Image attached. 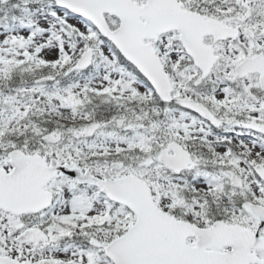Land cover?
I'll return each instance as SVG.
<instances>
[{"label":"snow or ice","instance_id":"snow-or-ice-1","mask_svg":"<svg viewBox=\"0 0 264 264\" xmlns=\"http://www.w3.org/2000/svg\"><path fill=\"white\" fill-rule=\"evenodd\" d=\"M0 264H264V0H0Z\"/></svg>","mask_w":264,"mask_h":264}]
</instances>
